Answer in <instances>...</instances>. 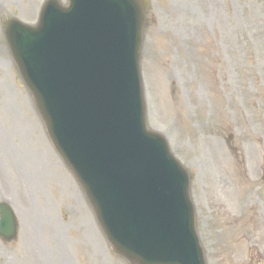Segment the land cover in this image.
Segmentation results:
<instances>
[{"label":"rangeland","instance_id":"374dc122","mask_svg":"<svg viewBox=\"0 0 264 264\" xmlns=\"http://www.w3.org/2000/svg\"><path fill=\"white\" fill-rule=\"evenodd\" d=\"M46 0H0V202L19 237L0 264H127L53 148L4 35ZM68 4L67 0H61ZM148 127L189 171L207 264H264V0H150Z\"/></svg>","mask_w":264,"mask_h":264},{"label":"water","instance_id":"95a60500","mask_svg":"<svg viewBox=\"0 0 264 264\" xmlns=\"http://www.w3.org/2000/svg\"><path fill=\"white\" fill-rule=\"evenodd\" d=\"M70 2L63 8L49 0L36 28L5 21L56 150L117 255L130 264H206L189 175L165 139L147 129L140 57L149 2ZM0 237L17 239L6 204Z\"/></svg>","mask_w":264,"mask_h":264}]
</instances>
